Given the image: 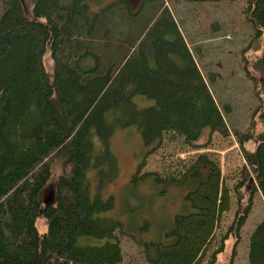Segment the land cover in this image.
I'll return each mask as SVG.
<instances>
[{"label":"trees","instance_id":"obj_1","mask_svg":"<svg viewBox=\"0 0 264 264\" xmlns=\"http://www.w3.org/2000/svg\"><path fill=\"white\" fill-rule=\"evenodd\" d=\"M219 1L224 0H140L135 7L132 0H113L93 11L89 0H0V264L122 261L116 231L123 232V224L104 215L114 197L91 194L86 179L89 166H102L105 159L113 165L109 139L132 125L147 144L158 141L150 153L166 139L199 147L208 129L234 137L245 159L234 186L207 153L189 162L178 159L176 169L167 168L162 177L140 175L146 163L140 166L134 181L150 176L186 184L193 207L175 215L172 240L156 244L149 264H216L229 233L220 240L217 234L233 198L237 210L229 228L239 242L255 195L264 197V96L246 59L260 104L236 124L234 107L213 91L217 74L205 72L195 58L198 37L185 32L184 17L177 19L172 6L185 12L186 6ZM230 1H243V15L254 27L242 51L261 50L264 68V0ZM215 25L221 29L218 20ZM48 53L52 72L44 64ZM136 95L152 100L149 107H138ZM95 138L105 158L97 154ZM251 141L257 143L253 150L246 148ZM57 162L62 170L47 204L41 195ZM251 176L243 204L241 189ZM41 218L47 222L42 233ZM248 240L249 263L264 264V219ZM96 241L102 243H91Z\"/></svg>","mask_w":264,"mask_h":264},{"label":"rangeland","instance_id":"obj_2","mask_svg":"<svg viewBox=\"0 0 264 264\" xmlns=\"http://www.w3.org/2000/svg\"><path fill=\"white\" fill-rule=\"evenodd\" d=\"M112 1L89 0V4L95 11ZM132 2L135 7H138L140 0H132ZM172 6L178 15L177 19L181 20L180 18L184 17L181 23L184 24L185 32L199 39L197 44L199 55L196 54L195 58L200 67L205 72L217 74L218 80L213 82V91L217 99L234 107L232 117L236 124L241 125L252 114L251 108L253 111L257 110L260 104L252 95L253 82L244 69L246 59L249 61L247 69H250V73L258 78V90H261L264 96V68L259 60L261 50L242 51L254 33V27L243 15V1L224 0L217 3L204 2L197 6H186L192 12L184 11L190 14ZM217 20L221 29L215 30ZM225 33L228 35L223 37ZM52 62L51 55L48 53L44 64L50 72L53 70ZM133 100L138 107L142 108L149 107L152 101L144 95H136ZM109 140V153L114 158L113 165L105 159L102 166H89L86 180L90 183L91 194L100 193L104 199L114 197L113 209L106 211L104 215L123 224L124 233L120 230L116 231L121 240L123 253V259L119 264H149L148 259L157 254L156 244H167L172 240L169 232L171 233V229L175 226V215H186L193 209L187 198L190 187L186 184H178L169 180L158 182L150 176L143 179L137 177L138 180L134 181L133 178L141 165L146 163L140 175L152 171L158 172L162 177L165 176L167 168L171 169L170 171L176 169L173 165L178 163V159L189 162L199 153H207L218 159L222 175L230 186H234L241 179L245 164L244 156L235 143L234 137H223L220 133H212L208 129L197 142L199 147H188L180 141L172 142L166 139L164 144L152 153L149 151L158 141L147 144L140 129L134 125L118 128ZM94 141L97 154L100 158H105V147L97 138ZM253 142H250L249 147L254 145ZM60 167L61 163L57 162L53 168L54 176L41 195L44 201H50L54 197L55 180L62 170ZM252 184L253 182L250 181L248 187L244 186L241 189L244 197L243 204L249 198ZM235 200L233 198V208L225 214L222 226L219 227L217 234L219 240L225 234H229L224 240V251L219 253L216 264H231L232 261L233 264H250L247 254L248 239L255 225L264 219V198L258 193L253 199L252 213L243 226L239 242H237L236 234L229 228L237 210ZM37 222L41 233L44 232L47 228L45 219L41 218ZM91 243L95 245L102 242ZM234 250L237 253L233 259Z\"/></svg>","mask_w":264,"mask_h":264},{"label":"crops","instance_id":"obj_3","mask_svg":"<svg viewBox=\"0 0 264 264\" xmlns=\"http://www.w3.org/2000/svg\"><path fill=\"white\" fill-rule=\"evenodd\" d=\"M259 125H262L261 123H259ZM263 126H264V124H263ZM235 143H237V142H235ZM254 143V142H253ZM249 144H250V142H249ZM249 144L247 143V147L246 148H249V149H251V150H253L254 149V146H256L257 145V143H254V145L253 146H251V147H249ZM237 145H238V143H237ZM239 146V145H238ZM261 195V194H260ZM262 196V195H261ZM263 197V196H262ZM264 198V197H263Z\"/></svg>","mask_w":264,"mask_h":264},{"label":"water","instance_id":"obj_4","mask_svg":"<svg viewBox=\"0 0 264 264\" xmlns=\"http://www.w3.org/2000/svg\"><path fill=\"white\" fill-rule=\"evenodd\" d=\"M253 181H254V178L252 177V178H251V182H253ZM52 199H53V198H52ZM52 199H51V200H52ZM45 201H46L47 204H49V201H48V200H45Z\"/></svg>","mask_w":264,"mask_h":264}]
</instances>
